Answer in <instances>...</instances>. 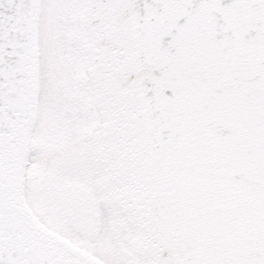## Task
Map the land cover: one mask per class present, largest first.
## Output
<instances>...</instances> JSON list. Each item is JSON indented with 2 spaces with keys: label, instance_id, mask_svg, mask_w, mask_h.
Returning a JSON list of instances; mask_svg holds the SVG:
<instances>
[{
  "label": "snow or ice",
  "instance_id": "6c2138e0",
  "mask_svg": "<svg viewBox=\"0 0 264 264\" xmlns=\"http://www.w3.org/2000/svg\"><path fill=\"white\" fill-rule=\"evenodd\" d=\"M0 264H264V0H0Z\"/></svg>",
  "mask_w": 264,
  "mask_h": 264
}]
</instances>
